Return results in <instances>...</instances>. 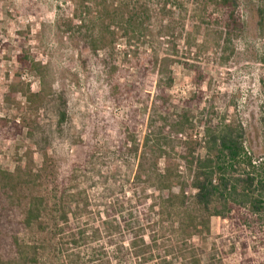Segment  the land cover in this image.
Wrapping results in <instances>:
<instances>
[{
  "label": "rangeland",
  "instance_id": "rangeland-1",
  "mask_svg": "<svg viewBox=\"0 0 264 264\" xmlns=\"http://www.w3.org/2000/svg\"><path fill=\"white\" fill-rule=\"evenodd\" d=\"M215 1L181 0L186 11L170 38L151 9V26L126 44L123 32L93 22L94 0H0V168L13 173L32 160L36 171L52 172L67 196L84 192L93 212L82 222L88 229L100 226L99 214L111 204L150 220L146 240L156 261L149 264H264V233L243 234L212 217L209 235L187 239L180 224L207 214L192 201L174 209L158 200L169 196L157 191L159 176H188L185 143L200 142L210 119L242 124L248 143L256 150L260 144L264 0H237L242 30L230 42L224 34L229 13ZM87 30L95 38L105 34L106 45L118 40L115 51L94 56ZM155 57L167 60L162 80L173 77L170 89L158 90ZM31 96L40 97L30 102ZM183 116L188 130L177 135L172 126ZM70 204L77 205L71 198ZM157 204H164L160 216ZM102 239L80 246L84 261L101 264L98 252L115 253Z\"/></svg>",
  "mask_w": 264,
  "mask_h": 264
},
{
  "label": "trees",
  "instance_id": "trees-1",
  "mask_svg": "<svg viewBox=\"0 0 264 264\" xmlns=\"http://www.w3.org/2000/svg\"><path fill=\"white\" fill-rule=\"evenodd\" d=\"M93 3L99 16L94 17L93 22H101L104 30L115 35L123 32L126 44L142 34L145 27L151 26V9L156 13L154 17L159 29L167 32L165 38H170L171 28L186 11L181 0H148L145 4H130L127 0H119L118 3L115 0H94ZM213 3L229 13L224 34L225 41L230 42L242 30L237 17L238 1L219 0ZM86 5L84 10L91 14V8ZM260 13V24L263 26L264 11ZM164 21L169 22L165 25ZM83 25V20H80V29L85 27ZM159 35L163 38L162 34ZM87 37L88 49L94 56L104 50L113 52L116 49L118 40L113 38L106 45L103 33L97 38L91 34ZM156 61L160 76L158 90L170 89L173 77L167 78L166 83L162 80L166 58L159 63L157 57ZM31 97L28 98L30 102L40 96ZM184 123H190L186 116L172 126L177 135H183L188 130ZM259 137L260 144L256 150L248 143V133L242 124L230 123L226 116L217 123L210 119L200 142L190 138L185 143L183 160L188 176H183L181 172L173 177L169 174L159 176L161 187L157 191L162 193L167 190L169 196L166 200L163 196L158 200L171 203L174 209L186 207L192 201L207 214L205 218H194L190 226L185 222L180 224L181 232L187 239L209 235L212 217L229 221L232 230L242 231L243 234L264 233V111L260 118ZM31 165L32 160L25 168H18L13 173L0 168V264H89L82 257L80 246L89 239L100 241L104 237L107 245L115 247L116 251L112 254L98 252L105 260L101 264H149L156 261L153 243L146 240V236H151L148 235L150 220L145 222L137 212L133 214L125 206L117 209L115 204H111L102 215L99 214V217L104 216V219L100 218V226H93L90 230L82 223H86V218L90 221L93 217L85 193L67 196L61 185L58 187L56 184L52 172L47 173V167L36 171ZM175 187L179 188L178 194L173 191ZM70 198L77 203L75 208L70 204ZM155 207L160 209L156 216H160L164 204H157L153 209ZM125 211L129 220L124 217ZM78 224L80 227H77ZM244 245L247 249V244ZM195 264H200V261Z\"/></svg>",
  "mask_w": 264,
  "mask_h": 264
}]
</instances>
